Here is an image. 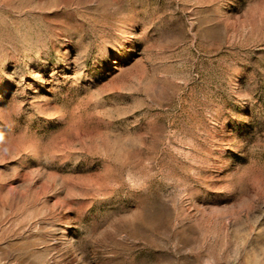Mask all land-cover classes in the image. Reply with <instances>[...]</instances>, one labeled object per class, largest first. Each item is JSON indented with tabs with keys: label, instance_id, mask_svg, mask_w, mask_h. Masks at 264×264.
I'll list each match as a JSON object with an SVG mask.
<instances>
[{
	"label": "rangeland",
	"instance_id": "rangeland-1",
	"mask_svg": "<svg viewBox=\"0 0 264 264\" xmlns=\"http://www.w3.org/2000/svg\"><path fill=\"white\" fill-rule=\"evenodd\" d=\"M0 264H264V0H0Z\"/></svg>",
	"mask_w": 264,
	"mask_h": 264
}]
</instances>
